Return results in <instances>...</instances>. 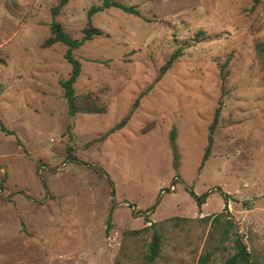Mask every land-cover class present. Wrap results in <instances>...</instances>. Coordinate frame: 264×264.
<instances>
[{"label": "rangeland", "instance_id": "1", "mask_svg": "<svg viewBox=\"0 0 264 264\" xmlns=\"http://www.w3.org/2000/svg\"><path fill=\"white\" fill-rule=\"evenodd\" d=\"M57 1L0 0V119L13 130L0 128V264H223L235 236L264 262V65L254 47L264 0H120L140 13H93L103 33L74 49V87L106 111L73 115L59 83L66 45H41ZM100 2L68 0L56 18L79 36ZM194 193H207L201 206ZM221 211L234 225L216 247L221 228L209 237L211 219L200 216ZM146 218L162 233L154 260L152 228L125 234Z\"/></svg>", "mask_w": 264, "mask_h": 264}, {"label": "trees", "instance_id": "2", "mask_svg": "<svg viewBox=\"0 0 264 264\" xmlns=\"http://www.w3.org/2000/svg\"><path fill=\"white\" fill-rule=\"evenodd\" d=\"M67 1L68 0H58L57 3L51 6L52 18L50 21V34L43 39L41 45L43 47H46L52 45L55 42H61L66 45V49L64 51V57L70 63V71L66 77L59 79V83L63 89V95L67 101L69 114L73 115L76 112L104 113L106 111V106L104 104L98 103L96 99L93 98L88 92L78 93L75 91L74 82L76 81L77 77L81 72L82 63L81 60L74 54V49L79 47L81 44H83L84 41L103 33V30L99 26L93 23L91 18L93 13L108 8L110 6H116L127 12L136 13V14H139L140 11L135 4H127L120 0H101L100 3L92 4L87 9L86 12L87 20L81 30V34L79 36H74L68 30H66L62 22L56 18V14L59 12L60 8ZM199 34L200 32H197V35ZM184 47H185V43H180L172 50V52L168 55L165 61L160 65L153 81L160 79L162 74L168 68L171 67L173 62L183 53ZM254 47L264 65V39H257L254 43ZM3 59L4 58L0 57V61H3ZM221 75H222V80H224L225 73H223L222 70H221ZM152 85L153 82L148 84L139 93V95L134 100L130 111L127 114H125L121 118V120L115 123L108 131H113L119 127H122L126 123V121L131 115L132 110L138 104L139 97L144 93H146L152 87ZM219 116H220V102L216 106L212 120L208 125V143L204 149L201 163H203L207 159L210 153V145L212 143L213 133L219 121ZM0 128L5 131L13 132V130H10L4 125L1 119H0ZM104 135L105 134H103V136H100L97 139L103 138ZM69 149L71 148L69 147ZM69 149H67L68 157L72 160H78L77 157ZM177 156L178 155L175 154V157ZM92 166L98 172H102L107 175L105 169L102 166L97 164H92ZM222 194L224 199L227 200L228 193L222 192ZM194 195L197 196V194L195 193ZM206 195L207 193L203 194L200 197L197 196L198 206H201V204L204 202ZM132 212L136 213V210H133ZM222 214L223 211L215 214H205L203 216H200L202 220L211 219V229L208 233L209 237L214 236V232H216L219 227L221 228V233L219 238L220 242L215 245L216 247H219L220 243L229 237V229L234 225V221L230 217L222 219ZM168 219L174 220L176 223L178 219H190V218L186 216L174 215V216H170ZM146 221H149V224H146L141 228L126 230L125 234L138 233L142 230L152 228L151 239L148 243V248L145 253V257L147 258V260H154L160 251L162 233L159 227L155 226L156 224L155 221H151L149 218H146ZM232 247L233 250L225 257L223 264H264V262L260 261L247 248V245L245 244V242L242 241V239L239 236L233 237ZM211 253H212V249L207 250L205 254L201 256L200 258L201 261L208 259Z\"/></svg>", "mask_w": 264, "mask_h": 264}]
</instances>
